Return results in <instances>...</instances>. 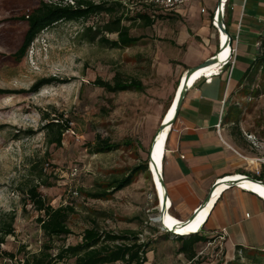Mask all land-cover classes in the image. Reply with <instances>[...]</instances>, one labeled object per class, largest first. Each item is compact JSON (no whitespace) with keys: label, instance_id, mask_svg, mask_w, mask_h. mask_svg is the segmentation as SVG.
I'll return each instance as SVG.
<instances>
[{"label":"rangeland","instance_id":"rangeland-1","mask_svg":"<svg viewBox=\"0 0 264 264\" xmlns=\"http://www.w3.org/2000/svg\"><path fill=\"white\" fill-rule=\"evenodd\" d=\"M76 1L0 0V90L8 92L0 94V219L15 218V235L6 239L1 251L17 256L8 264H21L27 254L39 250L40 242L49 243L26 195L41 175L54 184L39 189L47 202L54 208L74 210L68 221L71 235L51 242L52 253L64 244H80L84 232L95 226L120 235L144 234L151 243L147 264H264L262 254L227 262L220 248L208 241L196 246L193 262L180 255L182 242L168 240L161 226L152 221L159 216V205L149 165L148 171L134 175L132 184L122 191L104 199L92 197L148 160L180 78L188 65L197 64L203 42L195 37L193 24L177 11L159 18L150 28L141 21H125L130 35L138 39L125 49L111 45L117 40L115 34H105L109 43L100 42V37L90 43L93 34L86 38V29L102 28L109 20L102 15L58 23L38 36L21 62L14 59L28 29L22 21L25 15L43 2L66 6ZM92 1L122 3L130 19L144 12L163 16L146 7L145 0ZM117 74L137 79L143 90L113 94L94 85L98 79L112 83ZM51 79L57 81L37 94L30 93L37 82ZM257 84L240 106L247 112V125L256 128V138L264 143V70ZM46 116L69 126L62 147L49 143L52 134L44 130ZM98 138L108 140L114 150L96 154ZM74 168L79 175L72 179ZM72 191L79 196L73 197ZM5 263L0 255V264Z\"/></svg>","mask_w":264,"mask_h":264},{"label":"crops","instance_id":"crops-1","mask_svg":"<svg viewBox=\"0 0 264 264\" xmlns=\"http://www.w3.org/2000/svg\"><path fill=\"white\" fill-rule=\"evenodd\" d=\"M219 1L190 0L178 11L203 42L197 64L188 65L181 78L218 52V34L211 22ZM225 22L230 36L238 35L235 66L223 68L220 75L200 77L188 90L168 140L164 187L168 214L180 223L191 220L218 180L237 175L253 179L264 168L257 162L264 157V143L256 138V128L247 125V112L240 106L254 90L253 86L249 90L247 71L258 52L256 43L264 41V0H228ZM247 135L256 138L258 147ZM255 194L236 183L224 190L198 233L219 247L227 262L237 259V254L241 260L264 254V201Z\"/></svg>","mask_w":264,"mask_h":264},{"label":"trees","instance_id":"trees-1","mask_svg":"<svg viewBox=\"0 0 264 264\" xmlns=\"http://www.w3.org/2000/svg\"><path fill=\"white\" fill-rule=\"evenodd\" d=\"M150 8L149 6H146ZM120 9L123 12L118 15ZM107 16L109 18L102 28L97 29L89 27L86 29V38L93 34L88 41L94 43L99 37L100 42L109 43L105 37V34L117 35V40L111 45L114 48L125 49L132 45H135L138 41L137 38L130 35V27L125 26V21H141L146 28L153 27L155 21L167 15H151L149 13L136 14V18H128V10L122 3H96L92 0H77L73 5L67 4L62 6L54 3H41V6L33 10L31 13L25 15L22 18L27 24V32L24 35L23 42L18 52L14 55V59L17 62H21L27 55L34 41L44 32L60 22H77L88 21L93 17ZM264 70V41H262L261 49L257 52L256 58L253 64L247 71V79L250 82V87L258 88V82L260 74ZM57 80H42L37 82L31 89V94L39 93L44 87L52 85ZM94 85L106 90L109 93L117 94L129 91H142V84L137 79H125L122 75L117 74L112 83L105 82L102 79H98L94 82ZM178 85V84H177ZM249 87V86H247ZM177 88V86H176ZM175 91V90H174ZM3 90H0V94H6ZM254 92H252L253 94ZM258 93V92H257ZM174 100V99H172ZM171 103H173L171 101ZM169 104V107H171ZM166 110V111H167ZM167 113V112H166ZM166 115V114H165ZM45 121L48 122L44 126V130L52 137L49 140L51 145L56 147H62L63 136L66 131L69 130L68 125H63L58 120H50L49 116H46ZM95 145V153L103 154L114 150V147L108 140L98 138ZM165 162V159H164ZM149 160L139 168H136L132 174L121 180H114L106 186L105 189L95 194V199L107 198L111 192H119L129 187L133 182V176L139 172L148 171ZM250 176V175H249ZM253 179L256 181L264 182V168L260 173V176L253 175ZM38 183L29 188L26 192L29 203L33 209L38 213L37 222L40 225L45 237L48 238L49 243L42 245L39 252L34 254H27L22 260L24 264H147V255L150 252V242H142L137 232H128L126 234H114L112 232H102L95 226L86 230L82 236V242L76 246H69L67 249L59 247L57 249V255L53 256V246L50 244L55 240H59L63 237L71 235V231L68 228V221L74 210L68 206L54 208L41 194L39 189L52 188L54 184L49 178H45L41 175ZM15 218L14 216H5L0 219V255L2 260L6 263H13L17 260L16 254L2 252L1 247L5 245L6 239L15 235L14 228ZM164 233V232H163ZM168 240L182 242V246L178 253L184 255L187 260L193 262L197 257L196 246L202 242H206L198 234L191 236H178L170 233H164ZM239 252V251H238ZM263 254V253H262ZM243 255V254H241ZM257 255V254H256ZM264 255V254H263ZM240 255L237 254V259L241 260ZM243 257V256H242ZM264 259V256L262 257ZM231 264V263H230ZM261 264V263H260Z\"/></svg>","mask_w":264,"mask_h":264},{"label":"bare ground","instance_id":"bare-ground-1","mask_svg":"<svg viewBox=\"0 0 264 264\" xmlns=\"http://www.w3.org/2000/svg\"><path fill=\"white\" fill-rule=\"evenodd\" d=\"M225 38H226L225 34H223L222 35V41L223 42L225 41ZM225 49L226 48H224V50L220 54V56L217 57L216 63H214V65H212L208 68L198 69L197 71H195V73H194V75L190 81V85L188 87L189 89H191L194 86V84L199 80L200 77H203L204 75L211 76L214 73L218 72V66H220V63H222L227 58V56H229V50L228 49L225 50ZM186 74H187V72H186ZM186 74L181 78L179 87L181 85V81L183 84L185 77H186ZM177 90L175 92L174 99H175ZM175 107L176 106L169 108L166 115L164 116L163 121H165L167 123L170 121L171 122L176 121V116H175V113H176L175 110L176 109H175ZM170 124L171 123L166 125V129L161 132L160 136L157 139V145L155 147V152L153 155V158L157 164V167L151 166V171H150L152 174V177H153L154 186L157 190L156 191L157 195L160 198H163L164 190H163V187L160 183L159 176L163 172L164 159H165L166 152H167V144H168V140H169L170 135H171L172 130H173V126ZM161 126H162V123H161ZM160 127H159L158 131L160 130ZM158 131H157L155 137L157 136ZM155 137H154V139H155ZM154 139H153V141H154ZM234 182H237L236 184H238L239 188L244 189V190H249V191H252V192L257 193V194H261L264 197V185L255 184V183L251 182L250 180H248L246 177H240L239 175L228 177V179H225L224 181H220L219 184L213 189V197L211 199V202L208 204V206L203 208V210H201V212L200 211L198 212L199 214L194 221H190L188 223H186V222L180 223V222H178V220H176L175 218H173L171 216L172 214L171 215L165 214L164 221H165L166 228H170L171 231H174L176 233V235H178V236H191L192 234H198L200 229L202 228L204 222L206 221L208 214L210 213L211 209L213 208L215 201L219 198V196L222 194V192L224 190L231 188V184H233ZM169 205H170V203H169ZM180 224H183V225H180Z\"/></svg>","mask_w":264,"mask_h":264},{"label":"built area","instance_id":"built-area-1","mask_svg":"<svg viewBox=\"0 0 264 264\" xmlns=\"http://www.w3.org/2000/svg\"><path fill=\"white\" fill-rule=\"evenodd\" d=\"M189 2V0H145V4L147 6L150 7V9L155 13V14H158V12L160 13H163L164 15H167V14H170V13H175L179 10H181L183 7L186 6V4ZM227 2L228 0H223L222 2V5H221V8L218 9L216 8V10L214 11L213 13V16H212V27L217 31V34H218V40H219V49H218V52L215 56V58L219 57L220 54L223 52L224 48H226L225 50H229V56H227V58L222 62L220 63V66H218V72L217 73H214V75H220L223 71V68L227 67V66H230V67H234L235 66V63H236V58H237V48L234 46L235 42L238 41V35L235 37V38H232L230 36V34H226L224 33L222 30H221V27L223 29H225L226 31H228V28L226 26V22H225V19H226V6H227ZM202 13H205V10H202ZM225 34V41L223 42L222 41V35ZM262 36L264 37V24H263V34ZM261 46H262V41H258L256 43V48L258 49V51L261 49ZM206 76V75H204ZM246 138L251 141V143L253 144L254 147H258L257 145V140L254 136H251V135H247ZM258 163H264V160L263 159H258L257 160ZM260 171H256L255 172V175L256 176H260ZM71 177L72 179L78 177L79 175V170L77 168H74L72 171H71ZM248 180H250L251 182L255 183V184H262L264 185V183L262 181H256L254 179H250L248 177H246ZM225 179H228V178H224L222 180H218L214 186L218 185L220 181H224ZM215 186V187H216ZM214 187V188H215ZM157 191V190H156ZM246 191H249V190H246ZM252 192V191H251ZM254 193V192H252ZM72 195L73 197H78L79 196V193L78 191H72ZM257 197H259L261 200L264 201L263 198H261L259 195L255 194ZM158 196V195H157ZM167 202H168V198H167ZM158 205H159V197H158ZM159 211V214H160V211H161V208L160 206L158 207L157 209ZM170 210V205H169V202H168V206H167V214ZM157 218H154L152 219V221L156 224H158L159 226L160 223L159 222H156ZM160 229L163 231L162 227H160ZM165 233V232H164ZM175 235V234H174ZM141 241L142 242H145V235L143 234L142 236L140 235L139 236ZM70 245L69 244H64L63 246L61 247H64L65 249H67ZM42 247V243L40 242V246H39V250L37 252L40 251ZM35 252V253H37ZM31 254H34L33 252ZM53 256H56L57 255V250L54 251V253H52ZM21 264H24V260H21Z\"/></svg>","mask_w":264,"mask_h":264},{"label":"water","instance_id":"water-1","mask_svg":"<svg viewBox=\"0 0 264 264\" xmlns=\"http://www.w3.org/2000/svg\"><path fill=\"white\" fill-rule=\"evenodd\" d=\"M222 2H223V0H220V1H219V4H218V6H217L218 9L221 8ZM221 30H222L224 33H226V34H229L228 31H226V30L223 29L222 27H221ZM216 59H217V58L212 57V58H210L209 60L205 61L203 64L199 65L198 67L193 68V69H190V70L187 71V74H186L185 80H184L183 84H182V81H181V85H180V87H179L178 90H177V93H176L175 99H174L173 104H172V106H171V108H172L173 106H176V107H175V109H176V110H175V112H176V113H175L176 119H177V117H178V115H179V113H180V110H181V108H182V105H183V103H184V99H185L186 94H187V92H188V90H189L188 87H189V85H190V81H191V79H192V77H193L195 71H197L198 69L208 68V67L214 65V63H216ZM174 119H175V118H174ZM169 123H171L170 125H172V126H173V124H174V122H171V121L168 122V123L165 122V121L162 122V126L160 127V130L158 131L157 136L155 137L153 143H152L151 146H150V149H149V152H148V160H149L148 165H149V171H151V166H155V167H157V164H156V162H155V160H154V158H153V155H154V152H155V147H156V145H157V139H158V137L160 136L161 132L164 131V130L166 129V125L169 124ZM159 178H160V183H161V185H162V187H163V190H164V194H163V198H160V197H159V206H160V208H161V211H160V214H159V216L157 217V219H156L155 221L160 223V225H161V227H162V229H163V231H164L165 233H170V234H175V235H176V233H175L174 231H171L170 228H166V226H165V221H164V218H165V217H164V216H165V214H167V206H168V202H167V193H166V190H165V187H164L163 172L160 174ZM235 183H237V182H234L233 184H231V187L234 186ZM215 186H216V185H215ZM215 186H214V187H215ZM214 187H213V189H214ZM212 197H213V190H212V191L209 193V195L207 196L206 201L204 202V204H203V205L197 210V212L195 213V215H194V216L191 218V220H189L188 222H190V221H194V220L196 219V217H197L198 214H199L198 212H199V211L201 212V210H203V208H205L206 206H208V204L211 202ZM188 222H186V223H188ZM180 225H183V224H180ZM192 235H195V234H192Z\"/></svg>","mask_w":264,"mask_h":264}]
</instances>
